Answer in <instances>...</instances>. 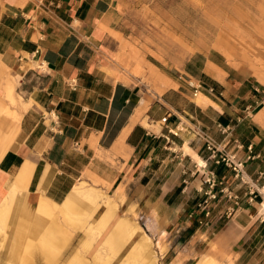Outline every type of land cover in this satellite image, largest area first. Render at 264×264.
<instances>
[{"label":"crops","instance_id":"1","mask_svg":"<svg viewBox=\"0 0 264 264\" xmlns=\"http://www.w3.org/2000/svg\"><path fill=\"white\" fill-rule=\"evenodd\" d=\"M116 4L0 0V198L14 183L33 200L42 190L70 202L89 171L123 183L120 204L155 218L164 255L189 264L225 237L231 264H255L244 256L264 229V88L215 63L197 95L180 80L161 92L126 80L114 61ZM202 133L237 160L252 146L243 180L210 158ZM211 171L219 184L206 209Z\"/></svg>","mask_w":264,"mask_h":264},{"label":"rangeland","instance_id":"2","mask_svg":"<svg viewBox=\"0 0 264 264\" xmlns=\"http://www.w3.org/2000/svg\"><path fill=\"white\" fill-rule=\"evenodd\" d=\"M116 11L117 74L143 89L161 92L167 81L187 85L189 77L205 81L208 63L264 88V0H117ZM13 184L0 198V264H184L174 251L163 254L137 207L120 204L123 183L112 187L88 171L61 206L55 203L67 197L55 201L38 190L42 200H33ZM133 214L137 222L128 220ZM254 234L244 258L251 253L264 264V229ZM224 240L211 241L189 264H231Z\"/></svg>","mask_w":264,"mask_h":264},{"label":"built area","instance_id":"3","mask_svg":"<svg viewBox=\"0 0 264 264\" xmlns=\"http://www.w3.org/2000/svg\"><path fill=\"white\" fill-rule=\"evenodd\" d=\"M186 82H187V85L193 89V92L195 95H197L198 93H201L204 88L202 82H200L199 80L193 79L192 77H189L186 80ZM208 90L213 92L214 88L208 87ZM166 119L167 118L165 117L164 121H166ZM201 136L206 142V148L210 153L209 155L210 158H212L217 164L225 163L226 165H228V167H230L235 172L236 177H241V179L243 180L242 174L244 173V170H245V162L246 160H250L253 158L252 146L249 147L251 152L250 154L246 156V160H237L234 154L228 153L225 150V148H222L221 144H218L213 138H211L210 136L204 133H202ZM204 183L208 184L210 190L207 192L208 198L204 199L201 202L200 206L207 209L210 198H216L215 188L219 184V181L216 178L215 173L211 171L205 177ZM226 192L228 194V197L235 199L236 200L235 203L238 204V197L235 196L234 194H231V192L229 191H226ZM207 215L209 216L210 212H208ZM262 221L264 222V216L262 217Z\"/></svg>","mask_w":264,"mask_h":264},{"label":"bare ground","instance_id":"4","mask_svg":"<svg viewBox=\"0 0 264 264\" xmlns=\"http://www.w3.org/2000/svg\"><path fill=\"white\" fill-rule=\"evenodd\" d=\"M71 200V199H70ZM64 202V201H63ZM69 202V200H67V202L66 203H68ZM65 202H64V204H66ZM72 203V202H71ZM73 204V203H72ZM67 207V206H66ZM64 209V208H63ZM67 209H68V207H67ZM71 211V210H70ZM62 212V211H61ZM63 212H64V210H63ZM67 213V212H66ZM149 227H150V230L152 229L153 231H155L156 229H158L157 228V223H156V221H155V218L153 217V218H151L150 220H149ZM156 232V231H155ZM20 238H21V236H20ZM149 238V237H148ZM22 239V238H21ZM24 239V238H23ZM149 252V251H148Z\"/></svg>","mask_w":264,"mask_h":264}]
</instances>
